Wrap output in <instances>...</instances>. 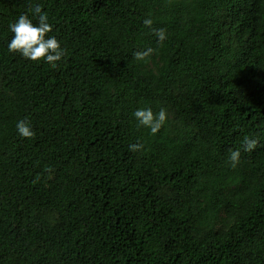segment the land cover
I'll return each instance as SVG.
<instances>
[{
  "label": "trees",
  "instance_id": "obj_1",
  "mask_svg": "<svg viewBox=\"0 0 264 264\" xmlns=\"http://www.w3.org/2000/svg\"><path fill=\"white\" fill-rule=\"evenodd\" d=\"M37 3L55 67L7 50ZM0 264H264V0H0Z\"/></svg>",
  "mask_w": 264,
  "mask_h": 264
},
{
  "label": "clouds",
  "instance_id": "obj_2",
  "mask_svg": "<svg viewBox=\"0 0 264 264\" xmlns=\"http://www.w3.org/2000/svg\"><path fill=\"white\" fill-rule=\"evenodd\" d=\"M28 13L20 14L13 22L8 25L12 33L11 38L7 41V50L13 54H19L26 60L33 62H46L53 67L61 61L65 54L62 42L52 33V24L49 22L48 14L42 10V6L37 3ZM145 26H151V18L143 20ZM157 37L163 41L166 38L164 29L156 30ZM151 48H147L135 53L137 59L143 60L152 53ZM136 125L148 129L151 134L159 132L165 124L168 114L165 108L161 107L158 111H153L152 107H139L133 113ZM16 131L22 138H31L34 131L29 122L25 119L16 122ZM257 144L255 138L245 135L242 139L241 148L244 151H252ZM141 147L139 144L129 145L133 151ZM241 148L230 149L228 161L231 167H236L240 162Z\"/></svg>",
  "mask_w": 264,
  "mask_h": 264
}]
</instances>
